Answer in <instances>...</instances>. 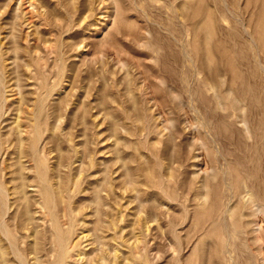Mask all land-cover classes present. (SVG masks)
I'll list each match as a JSON object with an SVG mask.
<instances>
[{
    "label": "rangeland",
    "instance_id": "obj_1",
    "mask_svg": "<svg viewBox=\"0 0 264 264\" xmlns=\"http://www.w3.org/2000/svg\"><path fill=\"white\" fill-rule=\"evenodd\" d=\"M182 1L120 0L102 39L87 29L91 17L78 30L92 0H43L39 32L25 35L11 1L0 0V80L18 96L0 103V182L36 186L46 206L29 220L15 198L0 264H62L54 262L60 241L66 264H229L222 167L235 207L234 264H264V0ZM110 5L95 2L97 24ZM82 45L85 54L75 51ZM17 117L44 135L53 167L46 180L34 171L26 178L15 162L9 125ZM24 146L30 165L31 143ZM244 183L261 213L243 207Z\"/></svg>",
    "mask_w": 264,
    "mask_h": 264
},
{
    "label": "bare ground",
    "instance_id": "obj_2",
    "mask_svg": "<svg viewBox=\"0 0 264 264\" xmlns=\"http://www.w3.org/2000/svg\"><path fill=\"white\" fill-rule=\"evenodd\" d=\"M11 1V9H13L17 16L16 26H18L19 32H21L20 35H25L30 32H35L36 34L39 32L37 27V22L35 21V17H44L43 15L46 14V7H43L42 1L43 0H10ZM97 0H92L93 3L90 5V10L92 11L91 16L82 17L80 22L82 23L79 26L80 30L83 29L87 25V19L90 18V25L87 28L91 30V27L95 26V29L93 31V35L98 37L102 36V39L106 38V31L109 30V26L113 25L120 14L121 7H120V0H110V9L105 15V18L103 21L99 24H97V17L96 13H94L95 7L94 4ZM189 0H183V3H188ZM174 8V7H173ZM177 9V6H176ZM23 19V20H22ZM22 20V21H21ZM28 30V31H27ZM245 32L250 36L249 29L245 28ZM2 33L0 32V53L2 52ZM91 35V34H90ZM251 38V37H250ZM251 41L254 43L255 39L252 37ZM48 42L46 41V44ZM85 45L83 46H76L75 51L81 52L85 54ZM183 48L185 50V55L188 59L191 58L189 52L186 50L185 45H183ZM90 49V48H89ZM87 57V54L85 55ZM83 60V59H82ZM3 74V73H2ZM1 74V75H2ZM61 80L58 82L52 84L51 89L48 90L38 101V107L41 109L44 107L47 101L51 99L54 95V91L61 85ZM1 86H0V103L2 106L6 107L9 102H14L18 100V96L12 93V89L7 88V83L3 84L0 80ZM27 113H29V116L32 114L33 120L36 115L35 110H28ZM6 117V116H5ZM0 117V149L2 147V135H3V129H4V122L6 119ZM30 118V117H28ZM22 119L20 117L14 118L10 126V132L14 133L17 136V147L19 150V155L16 157L15 162L18 163L21 166V172L22 175L28 176L31 175V173L37 172L38 177L40 180H46L42 177V174L45 175L47 178V171L49 172L52 167L51 162V152L48 150V147L46 146V141L44 139L43 133L40 132V130L37 128L36 124L34 123L33 129L25 128L22 126ZM241 128L243 131L250 135V129L248 125V120L246 118H242L240 121ZM55 134V131L53 130V135ZM3 143L6 144L7 149H10L12 147L15 148L14 143L12 141L5 140ZM31 143V164L29 165V159L26 157L24 152L26 151V146ZM2 157V153L0 151V159ZM2 162H6V160H3ZM221 172L223 174V178L226 182V187L224 188L225 191V201H223V205L220 208V216L223 221V229H224V235L226 237V254L229 261V264H234V255L233 251L230 247V239L234 236L235 233H237L236 229V222L234 219L235 216V207H234V199H233V192L232 188L230 187L228 183V172L223 171V167L221 168ZM199 188L205 191L208 187L206 184V176H199ZM45 188H48L49 191L52 193V197L54 198L55 195V188L52 182L48 181L47 186ZM204 191L201 193V200H203V194ZM242 194L240 196V199L242 201L243 207H254L253 210H255L257 213L262 212V205H259L256 203L255 199V193L252 190V188L247 184L244 183ZM15 192H17V196H15ZM40 190L34 187V185L29 184L25 181H22L20 183L18 190H12L10 187L7 186L5 183L0 182V259L4 262H6V250L2 245V242L7 240L11 242V235L10 230H8L6 226V219L10 211L15 206V198H18L20 200V204L25 206V212L27 214V217L29 220H34L39 212L41 214L45 212L46 206H43V202L37 198ZM60 193V192H59ZM209 195V194H208ZM208 195L205 196V201L208 199ZM23 203V204H22ZM201 205V204H200ZM254 211V212H255ZM242 217H248L249 220L247 221V224L251 227H254L256 224L253 221V213H245L242 214ZM50 226L52 228V231L55 229V221L52 219L50 222ZM72 230V228H69ZM256 229V227L254 228ZM54 232V231H53ZM59 255L58 258L54 262L62 261V264H66V258L68 256L67 248L63 245L62 241L59 242ZM38 261V258L36 259ZM40 261V259H39ZM38 261V262H39ZM37 262V263H38ZM29 264V263H25Z\"/></svg>",
    "mask_w": 264,
    "mask_h": 264
}]
</instances>
